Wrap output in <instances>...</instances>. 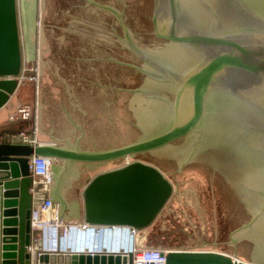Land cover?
<instances>
[{"label": "water", "instance_id": "1", "mask_svg": "<svg viewBox=\"0 0 264 264\" xmlns=\"http://www.w3.org/2000/svg\"><path fill=\"white\" fill-rule=\"evenodd\" d=\"M21 61L15 0H0V107ZM37 139L0 140V264L30 262L31 153L54 159L60 216L66 169L83 221L138 231L173 191L154 164L187 173L217 208L221 251L162 245L165 264H264V0H40Z\"/></svg>", "mask_w": 264, "mask_h": 264}, {"label": "built area", "instance_id": "2", "mask_svg": "<svg viewBox=\"0 0 264 264\" xmlns=\"http://www.w3.org/2000/svg\"><path fill=\"white\" fill-rule=\"evenodd\" d=\"M20 83L23 79L35 80L36 75L20 73L17 75ZM36 89V84H35ZM15 114L19 119L33 117L32 107L27 102L15 106ZM12 117V116H10ZM7 141L35 145L36 130L21 128L10 133ZM131 159L121 162H129ZM53 158L31 153L27 158V167L32 181L39 186L34 191H39L40 198L32 202L29 209V243L26 247L29 255V264H37L36 256L42 252L59 253H131V264H165L164 249L160 246H145L136 239L137 230L128 225L93 224L82 219L66 220L59 215L57 203L52 202L48 193L52 177L50 167ZM219 251V250H218ZM233 256V255H231ZM235 257V256H233ZM240 259L238 257H235Z\"/></svg>", "mask_w": 264, "mask_h": 264}, {"label": "rangeland", "instance_id": "3", "mask_svg": "<svg viewBox=\"0 0 264 264\" xmlns=\"http://www.w3.org/2000/svg\"><path fill=\"white\" fill-rule=\"evenodd\" d=\"M15 8L22 63H24L22 49H25L27 56L30 54V44L33 45L32 74L36 75V83L33 79H23L19 84V90L27 93L28 99L24 102L30 103L31 106L33 105L35 84L38 104L40 0H15ZM30 62L28 61V63ZM34 111L33 109V113ZM22 127L27 129L29 124L27 125L26 122ZM154 165L172 183L173 191L156 216L153 228H156L158 233H150L141 238L142 245L159 247L163 245L161 242L163 239H170L174 247L220 250L219 213L208 188L187 173L159 164ZM62 185H65L69 192H76V184L66 169ZM66 209L65 217L69 218L67 220H73L77 213L71 206Z\"/></svg>", "mask_w": 264, "mask_h": 264}, {"label": "crops", "instance_id": "4", "mask_svg": "<svg viewBox=\"0 0 264 264\" xmlns=\"http://www.w3.org/2000/svg\"><path fill=\"white\" fill-rule=\"evenodd\" d=\"M22 57H23V61L24 63L21 62V69L20 71L22 73H30L32 72L33 69V64H32V58H33V45L31 46L30 44V50H29V55L26 56L25 53V49H22ZM28 61H31L30 63H28ZM21 83V82H20ZM19 83V84H20ZM18 86L14 89L13 93L9 95L8 100L0 107V132H1V141H7L8 136L10 135L11 132H13L12 130H14V128H19L22 127V125H25L26 122H28V119H19L17 117V115L15 114V106L18 103L24 102V100H27L28 97L26 96L27 93L26 92H21V90H19L20 86ZM35 88V86H34ZM34 91V99H33V105L32 106V112L33 109L35 110L33 113V126L35 127L36 130V135H37V100H36V92L37 89H33ZM31 92V96H32V89L30 90ZM26 97V99H25ZM28 103V102H27ZM30 104V103H29ZM12 116V117H10ZM40 140V139H39ZM52 184V180L49 184V186L47 187L46 190H48L51 187ZM79 190L78 188L76 189V192L74 193L73 191L69 192L68 188L65 187V185H62L61 188V196H62V204L63 209L60 208V212H61V216L63 219H69L67 217H65V206H71L73 207V210H75V212L77 213L75 216V218L73 220H77V219H82L79 215L81 214V198H80V194H79ZM35 193L37 194V196H41L39 191H35ZM65 202L67 205H65ZM156 217L154 219V221L148 225L146 227L145 230H137V235H136V239L138 242L141 243V238L145 237L149 231H151V229L153 228V225L155 223ZM194 249V248H193ZM195 249H207V248H195ZM215 250V249H214ZM221 251V250H219ZM71 264V263H69Z\"/></svg>", "mask_w": 264, "mask_h": 264}, {"label": "trees", "instance_id": "5", "mask_svg": "<svg viewBox=\"0 0 264 264\" xmlns=\"http://www.w3.org/2000/svg\"><path fill=\"white\" fill-rule=\"evenodd\" d=\"M28 124H29V127L27 129H25L23 127H19V128H16V129L14 128V130H12V131H15V130L23 128V129L27 130L28 132H31L32 128H33V117L28 119L27 125ZM150 233L157 234L158 231L156 230V228H152L151 231H149L148 234H150ZM161 242L163 243V246H171L172 247V245H173L172 241L170 239H163Z\"/></svg>", "mask_w": 264, "mask_h": 264}, {"label": "bare ground", "instance_id": "6", "mask_svg": "<svg viewBox=\"0 0 264 264\" xmlns=\"http://www.w3.org/2000/svg\"><path fill=\"white\" fill-rule=\"evenodd\" d=\"M65 209H66V206H65ZM67 210V209H66ZM115 253H119V254H125V253H122V252H120V251H117V252H115ZM108 254V253H107ZM121 257V256H120Z\"/></svg>", "mask_w": 264, "mask_h": 264}]
</instances>
